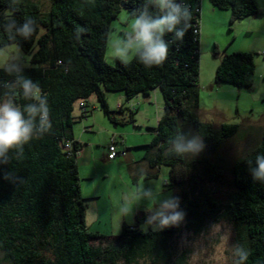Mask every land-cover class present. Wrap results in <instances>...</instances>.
I'll return each mask as SVG.
<instances>
[{
  "label": "trees",
  "instance_id": "16d2710c",
  "mask_svg": "<svg viewBox=\"0 0 264 264\" xmlns=\"http://www.w3.org/2000/svg\"><path fill=\"white\" fill-rule=\"evenodd\" d=\"M124 1V7L121 3ZM145 0H49L46 11L38 0H20L18 9L10 13V0H0V25L12 15L18 23L31 17L36 31L28 40L17 37L9 41L0 27V46L16 43L30 54V65L20 66L24 74L38 82L46 95L52 130L34 137L24 146L22 160L0 164V264H169L173 261L172 242L182 229L202 231L210 221L227 220L243 229L238 245L250 252L246 264H264V184L254 182L250 171L258 154H264V125L260 141L248 153L237 157L232 165L233 190L225 202L213 195L210 182L221 181L225 168L218 156L225 141L243 138L253 125L222 123L219 127L199 119V49L201 0H181L191 11L190 27L183 41L166 34L169 42L166 61L160 66L145 67L134 57L125 65L116 58L106 59L112 23L122 8L130 16ZM179 2V0H178ZM217 8L231 12V22L264 14L257 0H210ZM83 29V30H78ZM215 53H221L215 44ZM215 81L237 87H250L255 81L254 52L222 51ZM0 68V96L7 91L3 82H12ZM159 88L164 99L163 114L152 127L153 138L148 151L138 162H146L151 171L136 168L133 176H159L161 165L168 166L166 181L180 198L185 212L179 227L163 231H142L137 222L124 224L119 235L108 236L92 231L86 221V204L79 181L77 157L81 143L75 138L74 123L84 114H75L79 100L86 102L95 95L104 114L118 121L113 112L129 111L135 122L137 106L110 109L107 92L122 91L127 99L142 93L146 96ZM30 101L20 95L16 103ZM186 127L203 139L205 149L199 156L184 159L167 153V141ZM70 141V148L66 143ZM5 172L23 177L18 185L3 178ZM134 177V178H136ZM95 239H112L95 244Z\"/></svg>",
  "mask_w": 264,
  "mask_h": 264
},
{
  "label": "rangeland",
  "instance_id": "374dc122",
  "mask_svg": "<svg viewBox=\"0 0 264 264\" xmlns=\"http://www.w3.org/2000/svg\"><path fill=\"white\" fill-rule=\"evenodd\" d=\"M38 1L46 11L49 7V0ZM257 2L264 7V0H257ZM201 4L203 19L200 25L202 29L198 81L200 99L197 115L201 121L210 122L217 127L222 123L254 126V129L246 137L227 139L218 153L226 174L221 181L208 183V187L215 197L225 202L228 194L233 190L231 168L234 160L250 152L256 146L260 141V133L264 125V14L231 22L229 10L216 7L217 15L212 17L209 8L211 7L210 0H201ZM206 16L209 18L208 20H204ZM126 23L128 27H125ZM131 23L132 16L126 8H122L118 18L112 23L106 52V59L111 64L116 61L112 44L122 38L127 31H130ZM125 29H127L126 32ZM215 44H218L221 53H215ZM0 50H2L0 51V68L5 67L10 60H15L18 55L22 56L19 61L20 66L30 65V54L23 51L18 44L11 43L0 46ZM223 50L226 52H254L256 71L252 86L237 87L227 82L217 83L215 81L216 69L222 59ZM156 91L159 98H154L152 103L148 104V108L151 110L152 117L161 108V113L158 115L161 117L164 110V99L161 90L157 88ZM120 93L122 91L107 92V95L113 97L111 101L107 99L110 109H118L115 100ZM114 105L115 107H113ZM77 108H75V114H78ZM89 109L88 119L94 122V127L85 128L83 119H77L74 123L76 139L81 143L77 162L81 192L86 204V220L92 229L108 236H115L121 233L124 224L136 223L137 215L144 211L146 202H142L139 207L135 208L132 216L123 217L119 213L124 199L131 197L138 186H152L157 190H163L164 195L171 193L176 196V192L173 187L166 184L170 169L166 165H161L158 177L133 176L135 173L133 170L136 168L149 169L147 165L142 166L144 162H139V164L134 162L145 156L148 147L131 148L130 146L124 149L122 142L123 139L124 142L125 139H128L129 142L136 139V134H132L136 128H141L139 130L145 132L149 140H152V127L158 124L156 117L152 118L153 123L149 127L134 126V123L130 121L129 111L126 110L124 113L113 112L112 117L116 116L118 120L114 121L104 114L95 95L89 98ZM140 115L142 116L143 113ZM185 133L199 135L188 127H186ZM113 135H116L120 142L119 150H124L123 154L118 155V160H114L115 163L113 160L107 159L108 143ZM84 147L88 148L84 150ZM81 150H84V153ZM143 223V220L139 222L140 228ZM239 232L243 234L244 231L241 227L224 219L208 222L199 232L184 228L172 242L174 257L169 264H232V246L238 244ZM110 240L112 239L103 241L95 239L94 242L95 244H107ZM139 264L150 263L141 261Z\"/></svg>",
  "mask_w": 264,
  "mask_h": 264
},
{
  "label": "clouds",
  "instance_id": "9594fccd",
  "mask_svg": "<svg viewBox=\"0 0 264 264\" xmlns=\"http://www.w3.org/2000/svg\"><path fill=\"white\" fill-rule=\"evenodd\" d=\"M19 4L20 0H10V13H14ZM191 18L189 7L181 0H145L132 13L130 31L113 42V55L125 65L134 57L145 67L160 66L168 56L169 42L165 40L166 34H172L174 40L182 42ZM0 27L9 41H16L17 37L28 40L36 31V21L28 17L23 23H18L9 15ZM21 57L16 56L15 60H10L4 67L9 75L15 74V80L3 82L7 91L0 96V164L3 165L12 159L11 152H15V159L22 160L24 146L34 137L43 136L52 130L47 97L42 93L39 83L24 74L19 65ZM17 95L30 102L23 106L17 104ZM167 145V153L180 159L194 158L205 147L200 135L184 131L176 132L169 138ZM248 163L253 181L264 184V154L256 156L255 166H251L252 161ZM3 178L18 185L25 183L23 177L12 172H5ZM142 202H146L142 231L147 232L149 228L153 232L163 231L179 227L184 221L186 214L180 208L178 196L171 193L164 195L163 190L144 185L138 186L131 197L124 199L119 208L120 215L132 216L134 209ZM249 255L250 252L242 246H232V264H246Z\"/></svg>",
  "mask_w": 264,
  "mask_h": 264
},
{
  "label": "crops",
  "instance_id": "0c3cea01",
  "mask_svg": "<svg viewBox=\"0 0 264 264\" xmlns=\"http://www.w3.org/2000/svg\"><path fill=\"white\" fill-rule=\"evenodd\" d=\"M202 4H201V20H200V25H201V22H202V19H203V7H202ZM209 8H210V12L212 13L211 16L212 17H215L217 15V11H216L217 8L212 3H211V7H209ZM211 16H210V18H211ZM247 18H250V17H247ZM206 19L208 20L209 18L206 16L204 20H206ZM128 23H130V22L128 21ZM125 27H128L127 23L125 24ZM201 30L202 29L200 27V32H201ZM126 31H127V29H125V32ZM158 96H159L158 95V92L155 89L153 91V93H150V95H148V96H146V95L143 94V97H142V93H139L138 95H136L133 98H131V99L128 100L126 94L124 92H122V93H120L119 97H117V99L115 100V101H117V107L116 108H119L120 105H122L124 107H128L130 105H136L138 109H137V113L135 114V122H133L134 123V126H140V127L147 126V127H149V125H152V123H153L152 122V118L155 119V117H156L158 119V121H159V118H160V116H158V115H160V113H161V108H159V111L157 110L156 115H154V117L151 116V114H152L151 113V110L148 108L149 107L148 104L152 103V100L154 98L155 99H158L159 98ZM112 98L113 97L111 95H107V99H109L108 101H111ZM88 102H89V100H88ZM113 107H115V105ZM77 109H78V114H79V112H80L79 107ZM93 113H92V116H93ZM142 113H143V115L141 116L140 114H142ZM88 117L87 118H83V120L81 119L82 122H83L84 127L85 128L94 127V122L90 121V119H88ZM146 117H148V118H146ZM139 129H141V128H139ZM139 129L136 128V131H134L132 133V134H136V136H137L136 139H134V140L132 139L131 142H129L128 139H125V142H124V139H123L122 142L124 143V149L129 148L130 146H131V148H133V147H143V146H147V143H150L151 142V140H149V138H148V135H145V132H143L142 130H139ZM74 135H75V132H74ZM153 135H154V132H153ZM75 138H76V135H75ZM81 138H82V136H81ZM111 141H112V139H110V142ZM109 143H108V145H109ZM116 143H117V147H119V143L120 142H119L118 139H116ZM87 148L88 147H84V150H86ZM84 150H81L82 153H84ZM80 156H82V155H80ZM117 157L115 159H113V162L114 163H115ZM94 160L95 159L93 158V161ZM108 160H110V159H108ZM138 161H140V160H138ZM138 161H134V162H138ZM146 165H147L146 162H144L142 166H146ZM142 170H144L145 172L151 171L150 169H146V170L145 169H142ZM95 195H99V194H95ZM96 197H98V196H96ZM89 228L92 231H98V230L92 229L91 227H89Z\"/></svg>",
  "mask_w": 264,
  "mask_h": 264
},
{
  "label": "built area",
  "instance_id": "2783aa9c",
  "mask_svg": "<svg viewBox=\"0 0 264 264\" xmlns=\"http://www.w3.org/2000/svg\"><path fill=\"white\" fill-rule=\"evenodd\" d=\"M78 107L80 109V114H84V118H87L86 114H87V107H86V102L82 99L78 101ZM129 107H131L132 109H134L136 107V105H130ZM116 135L112 137V141L109 143L108 145V154H107V158L110 160L115 159L118 155L123 154L124 151H120L117 147V143H116ZM71 143L70 141L68 143H66V147L70 148Z\"/></svg>",
  "mask_w": 264,
  "mask_h": 264
},
{
  "label": "water",
  "instance_id": "95a60500",
  "mask_svg": "<svg viewBox=\"0 0 264 264\" xmlns=\"http://www.w3.org/2000/svg\"><path fill=\"white\" fill-rule=\"evenodd\" d=\"M121 5L124 7V1L121 3Z\"/></svg>",
  "mask_w": 264,
  "mask_h": 264
}]
</instances>
